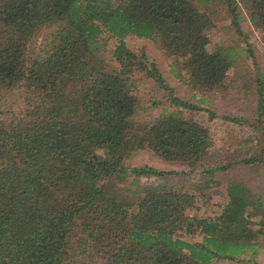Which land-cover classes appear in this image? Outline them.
Listing matches in <instances>:
<instances>
[{"label": "trees", "instance_id": "trees-1", "mask_svg": "<svg viewBox=\"0 0 264 264\" xmlns=\"http://www.w3.org/2000/svg\"><path fill=\"white\" fill-rule=\"evenodd\" d=\"M238 1L264 45V0H0V90L14 99L0 109V264H257L264 148L224 165L202 162L209 132L177 112L203 108L177 97L144 50L125 43L150 40L175 78L218 91L249 53L210 44L218 8L240 35ZM254 72L248 125L259 123L264 141V73ZM141 80L164 90L170 108L151 121L133 118ZM143 148L198 176L179 188L164 180L178 171L124 166ZM238 163L251 172L229 176L219 210L190 214L200 210L194 197ZM121 177H130L126 186Z\"/></svg>", "mask_w": 264, "mask_h": 264}, {"label": "rangeland", "instance_id": "rangeland-1", "mask_svg": "<svg viewBox=\"0 0 264 264\" xmlns=\"http://www.w3.org/2000/svg\"><path fill=\"white\" fill-rule=\"evenodd\" d=\"M217 10L209 30L210 44L239 45L249 51V53L240 54L234 64L228 69L223 79L222 87L218 91L192 87L186 81L185 76L183 79L175 78L169 71L168 60L162 56L150 40L127 36L125 43L128 48L136 52L144 50L148 58L156 64L166 82L172 86L177 97L197 103L199 107L203 108L198 111L180 109L177 114L183 118L196 120L207 128L211 141L206 152V158L202 162L212 161L224 165L229 161L245 158L249 154L256 155L261 151V148H264L262 129L258 126L259 123L255 128L248 125V122L254 123L256 120L254 78L257 74L254 72V67L264 73V45L260 34L249 24L239 1L237 11L239 12L240 35L233 28L228 13L221 8ZM112 45V41L109 40L108 47L110 48ZM135 94L141 108L135 112L133 117L137 121H151L155 118L159 109L163 111L170 109L167 102L164 101V90L154 85L151 81L141 80L135 90ZM197 100L202 101L198 102ZM13 101L12 92L0 90V109H5ZM224 116H238L244 118L247 123L241 119V123L236 124L225 120ZM142 164L151 165L161 170L178 171V174L166 175L164 180L168 184L179 188L198 176L197 168L185 174L187 168L183 164L164 161L146 148L135 150L126 157L124 162V166L127 168ZM243 166L244 164L242 163L236 164L231 172L223 175V182L217 187L210 188L207 195H196L193 200L194 203L199 204L200 210L194 211L192 209L191 212L188 210L189 213L201 212L209 214L210 210L217 212L221 204L227 199L225 185L228 183L229 176L234 175L237 168L242 169L243 172H251V170ZM222 174L223 172L219 173L218 176ZM155 180L151 176L138 178L140 183H149ZM118 181V185L123 187L130 181V177H121ZM252 187L254 186L252 185ZM255 188L258 191H264V184H257ZM205 196L208 197L204 198ZM262 197L264 198V193ZM216 204L219 205L217 206ZM260 242L262 246L257 249L256 263L264 264V240ZM213 264L235 263L221 260Z\"/></svg>", "mask_w": 264, "mask_h": 264}]
</instances>
